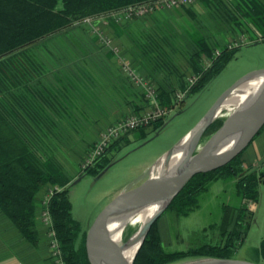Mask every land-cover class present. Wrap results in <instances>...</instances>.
<instances>
[{
	"label": "rangeland",
	"instance_id": "obj_1",
	"mask_svg": "<svg viewBox=\"0 0 264 264\" xmlns=\"http://www.w3.org/2000/svg\"><path fill=\"white\" fill-rule=\"evenodd\" d=\"M243 2L200 0L177 7L147 4L132 13L115 12L86 19L70 30L34 45L20 57L4 61L8 76H2L0 103L7 112L5 114L19 123L20 131L36 145L37 151L66 176L74 205L73 216L80 222L83 233L90 230L96 216L120 191L142 182L155 161L189 134L225 91L245 75L264 69V42L258 41L260 33L240 11L238 6ZM259 27L264 34V25L260 23ZM103 37L110 38L113 46L105 44ZM203 46L210 51V60ZM230 47L239 49L225 69L202 90L187 96L199 79L192 66L195 58H201L198 64L205 69L218 51ZM103 52L117 59L122 80L126 82L109 84L112 105L117 104L120 110L127 111L122 119L153 109L148 91L130 84L121 71L122 60L144 77L156 97L163 91L171 93L175 109L168 110L166 116L159 118L165 121L161 128L138 130L118 145L121 149L110 151V163L99 174L81 176L84 155L91 145H95L100 130L85 131V123L77 125L76 122L35 123L30 114L32 107L28 106L29 116H25L22 99L25 94L29 98L34 92L40 95L41 89H37V84L48 77L47 72L59 66L82 65L88 59L96 65L102 60L100 53ZM96 71L100 73L98 69ZM33 83L36 85L31 87ZM103 90V87L98 88L97 92L102 93ZM179 94L183 98L177 105ZM102 97L104 99L103 94L97 97L98 101L102 102ZM19 98L21 104L17 107ZM15 110L17 114L14 117L12 113H16ZM230 112L229 109L224 111L219 120L225 121ZM62 126L69 130H61ZM212 132L210 130L204 135L201 144L213 135ZM43 190L45 192L46 188ZM239 193L234 178H221L208 185L199 197L198 206L189 214L180 215L169 206L156 221L163 248L169 252H188L208 244L222 245L229 240L235 228L238 210L247 207L252 217L248 215L245 218L242 233L233 240L231 259L264 264L260 254L264 239V183L260 186L256 203L244 199ZM247 223L250 224L247 226ZM140 226L141 223L129 224L124 231L125 240ZM200 258L206 257H191L172 264Z\"/></svg>",
	"mask_w": 264,
	"mask_h": 264
},
{
	"label": "trees",
	"instance_id": "obj_2",
	"mask_svg": "<svg viewBox=\"0 0 264 264\" xmlns=\"http://www.w3.org/2000/svg\"><path fill=\"white\" fill-rule=\"evenodd\" d=\"M157 1L0 0V90L3 83L2 76H8L4 68L5 60L20 57L22 52L34 45L70 30L86 19L104 17L115 12H122L129 7L153 4ZM238 7H240L243 16L248 18L252 26L260 33L261 38L258 41L264 42V34L259 27L260 23L264 25V3L261 0H244L243 3H239ZM203 47L205 55L210 60L212 56L210 51L207 46ZM238 49L239 47L234 49L230 47L221 50L220 54L215 55L210 61V66L205 69L198 64L201 63V58H195L192 66L194 71L199 74V79L189 89L187 96L202 90L216 78L235 57ZM157 99L163 109H175L171 93L163 91L157 95ZM182 101L184 102V100ZM10 106L14 111V107ZM5 113L7 112L0 103V211L9 218L28 241L36 244L38 242V227H36L38 210L41 213L48 209L51 220L50 232H54L55 238L59 242L58 246L64 264H90L86 249L87 232H82L80 222L73 216V202L66 176L52 161L45 159V156L37 151L36 145L20 131L19 123ZM16 114L17 112L12 113L14 117ZM223 121L217 120L205 135L210 130L213 131L212 133L216 132L222 126ZM164 124L163 119H158L150 127L156 130ZM33 128H35L34 125ZM144 129L146 128L139 130ZM263 130L264 127L258 135ZM129 136L114 142L96 165L83 171L81 176L90 173L99 174L110 163L108 153L113 149H121L118 145H121ZM93 147L94 145H91L85 155ZM242 154L241 152L239 156L222 168L193 177L173 199L169 209L176 210L180 215L189 214L198 206L200 195L207 190L210 183L229 177L236 179L239 194L244 199L258 202L260 186L264 183V173L257 171L246 173L243 168ZM52 186H58L61 190L54 192L50 196L48 204L45 205L44 198ZM44 188H46L45 195L40 199L38 195ZM250 214L247 207L238 210L235 228L226 243L222 245L208 244L188 252L165 250L161 244L157 222H155L133 264H172L198 256L231 258L234 252L233 240L242 233L243 226H245L244 220L248 215L252 217ZM82 233L83 238H81ZM260 254L264 259V239L260 246Z\"/></svg>",
	"mask_w": 264,
	"mask_h": 264
},
{
	"label": "water",
	"instance_id": "obj_3",
	"mask_svg": "<svg viewBox=\"0 0 264 264\" xmlns=\"http://www.w3.org/2000/svg\"><path fill=\"white\" fill-rule=\"evenodd\" d=\"M235 94L242 95L241 102L234 109H229L227 102ZM228 109L231 112L222 126L201 144L207 130ZM263 127L264 69H261L245 75L225 91L198 125L175 147L155 161L142 182L120 191L96 216L86 237L90 264H133L151 227L185 185L197 174L212 172L229 164L249 147ZM182 146H185L183 150ZM179 152L181 157L175 161L174 157ZM159 164L163 166L162 170L158 171ZM157 206L159 208L151 218L125 240L124 231L131 224V220L143 211ZM117 228H122L120 240L113 232V229ZM135 235L136 239L132 240ZM136 243L138 249L130 259L129 249ZM182 264H251V262L206 257Z\"/></svg>",
	"mask_w": 264,
	"mask_h": 264
},
{
	"label": "crops",
	"instance_id": "obj_4",
	"mask_svg": "<svg viewBox=\"0 0 264 264\" xmlns=\"http://www.w3.org/2000/svg\"><path fill=\"white\" fill-rule=\"evenodd\" d=\"M100 54L102 60L96 65L88 59L83 61L82 65L77 63L76 66L71 67L59 66L54 68V71L47 72L48 77L42 78L37 84V89H41L40 95L37 96L34 92L29 98L25 94V98L22 99L25 116H29L28 106H30L33 108L30 114L34 122L49 124L76 122L77 125L85 123V131L98 129L99 133L105 126L122 119L127 111L120 110L117 104L112 105L111 85L112 82L115 84L122 82L126 84V82L122 80L117 59L113 56L111 58L107 52ZM97 69L100 73L98 71L95 73ZM35 85L33 83L31 87ZM102 87L103 92H97V89ZM102 94L104 99L102 97L103 100L100 102L97 97ZM18 101L20 98L17 100V107L21 104ZM75 129L81 130L78 127ZM61 130L69 129L62 126ZM242 162L246 173L254 171L264 173V130L243 152ZM45 192L42 190L38 197L41 199ZM36 227H38V242L33 244L0 211V264H56L51 247L50 227L43 221L39 210Z\"/></svg>",
	"mask_w": 264,
	"mask_h": 264
},
{
	"label": "built area",
	"instance_id": "obj_5",
	"mask_svg": "<svg viewBox=\"0 0 264 264\" xmlns=\"http://www.w3.org/2000/svg\"><path fill=\"white\" fill-rule=\"evenodd\" d=\"M200 0H158L156 3H153L151 5H157V3L165 4L169 7H177L181 6L183 4H191L194 2H197ZM150 5V4H148ZM146 7L147 4L139 5L135 7H129L125 9L122 12H129L132 13L136 10H139V8ZM97 32L99 30L95 29ZM103 40L105 41V44L108 46H113V41L108 37H103ZM116 53H118V50H115ZM217 54H220V51L217 52ZM121 71L123 74L127 77L130 84L139 86L144 88V90L148 91V98L152 99L151 103H153V109L152 111L141 113L138 115H132L130 117H125L124 119H120L119 121L108 125L106 128H104L100 132V136L98 137V140L96 141L94 147L85 155V158L83 159L81 163L82 170H86L90 167H93L96 165V163L101 159L103 155L107 152V150L113 145L114 142L117 140H120L121 138L125 136L131 135L133 132H136L139 129L142 128H148L152 126L154 122H156L161 116H166L168 114L167 109H163L160 104L158 103L157 97L154 95V91L152 87L147 83V81L137 73V71L125 60L121 61ZM194 83V82H193ZM183 95L179 94L177 99V105L180 103ZM173 110V109H172ZM61 188L58 186H52L50 187L48 194L44 198V204L47 205L50 196L54 194L56 191H60ZM41 217L46 223L48 227L51 228V220H50V213L48 209L43 210L41 213ZM49 228V229H50ZM51 236V247L53 249V256L55 258L56 264H64V261L62 260L61 252L58 246V243L54 232H50Z\"/></svg>",
	"mask_w": 264,
	"mask_h": 264
},
{
	"label": "bare ground",
	"instance_id": "obj_6",
	"mask_svg": "<svg viewBox=\"0 0 264 264\" xmlns=\"http://www.w3.org/2000/svg\"><path fill=\"white\" fill-rule=\"evenodd\" d=\"M239 95V94H238ZM237 94H235L234 96H232L231 97V99L227 102V106H229V109L231 108H235L236 106H237V104L239 103V102H241V99H242V95L241 96H238ZM230 114V113H229ZM183 148H181V150H183L184 148H185V146H182ZM182 152V151H181ZM180 157H181V154H180V152L176 155V157H174V160L175 161H177V160H179L180 159ZM154 165V164H153ZM152 165V166H153ZM151 166V167H152ZM162 164H159L158 166H157V170L159 171V170H162ZM159 207L157 206V207H154V208H149V209H147L146 211H143L141 214H139L137 217H135L133 220H131V222L130 223H132V224H135V223H144L147 219H149V218H151V216L157 211V209H158ZM122 228H117L116 230H114L113 229V232L115 233V235H116V237H117V239L118 240H120L121 239V230ZM136 237H137V235H135L134 237H133V239L132 240H135L136 239ZM137 249H138V244L136 243V244H134L130 249H129V252H128V256H129V258L131 259L133 256H134V254H135V252L137 251Z\"/></svg>",
	"mask_w": 264,
	"mask_h": 264
}]
</instances>
